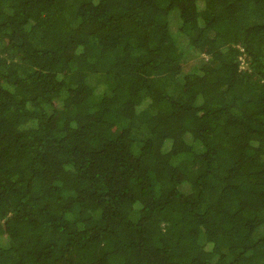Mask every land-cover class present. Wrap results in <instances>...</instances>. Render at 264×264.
Returning <instances> with one entry per match:
<instances>
[{
	"label": "trees",
	"instance_id": "trees-1",
	"mask_svg": "<svg viewBox=\"0 0 264 264\" xmlns=\"http://www.w3.org/2000/svg\"><path fill=\"white\" fill-rule=\"evenodd\" d=\"M0 264H264V0H0Z\"/></svg>",
	"mask_w": 264,
	"mask_h": 264
},
{
	"label": "rangeland",
	"instance_id": "rangeland-1",
	"mask_svg": "<svg viewBox=\"0 0 264 264\" xmlns=\"http://www.w3.org/2000/svg\"><path fill=\"white\" fill-rule=\"evenodd\" d=\"M244 65V64H243ZM245 68H246V66H245Z\"/></svg>",
	"mask_w": 264,
	"mask_h": 264
},
{
	"label": "bare ground",
	"instance_id": "bare-ground-1",
	"mask_svg": "<svg viewBox=\"0 0 264 264\" xmlns=\"http://www.w3.org/2000/svg\"><path fill=\"white\" fill-rule=\"evenodd\" d=\"M246 66V65H245Z\"/></svg>",
	"mask_w": 264,
	"mask_h": 264
}]
</instances>
